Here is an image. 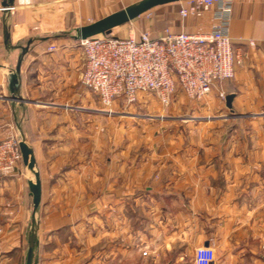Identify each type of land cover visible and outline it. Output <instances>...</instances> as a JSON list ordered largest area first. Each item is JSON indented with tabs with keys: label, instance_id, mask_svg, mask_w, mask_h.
Returning <instances> with one entry per match:
<instances>
[{
	"label": "crops",
	"instance_id": "crops-1",
	"mask_svg": "<svg viewBox=\"0 0 264 264\" xmlns=\"http://www.w3.org/2000/svg\"><path fill=\"white\" fill-rule=\"evenodd\" d=\"M123 1L119 10L141 0ZM3 3L0 141L20 137V125L34 149L42 181L37 255L42 247L43 264H141L144 247L157 263L186 264V256L206 247L215 251L213 264H264V0H234L236 75L223 86L236 94L234 111L228 114L226 101L210 95L209 104L195 109L199 115L220 109L209 121L133 112L151 101L158 106L151 94H140L133 106L116 100L112 115L101 110L98 96L81 83L85 57L73 36L89 19L117 12L110 11V0H15L8 13ZM215 13L174 17L172 30L209 32ZM141 17L114 35L159 37V26L138 22ZM4 18L11 46L36 40L21 67L23 101L14 100L9 87L21 50L5 44ZM179 96L173 106L186 102ZM251 106L255 112H243ZM118 116L129 120L120 128ZM242 119L255 122V144L227 128ZM170 122L179 128H169ZM31 177L24 164L0 177V264H12L22 240L28 242Z\"/></svg>",
	"mask_w": 264,
	"mask_h": 264
},
{
	"label": "built area",
	"instance_id": "built-area-1",
	"mask_svg": "<svg viewBox=\"0 0 264 264\" xmlns=\"http://www.w3.org/2000/svg\"><path fill=\"white\" fill-rule=\"evenodd\" d=\"M233 5L234 0L182 2L179 17L183 21L201 18L216 8V22L206 33H175L166 28L156 38L144 32L139 37L111 34L79 41L85 57L83 87L98 96L109 115L116 100L133 106L140 94L155 96L164 109L179 95L202 101L216 94L225 102L229 94L223 86L235 78L238 59L230 33ZM19 142L18 136L0 141V175L12 174L23 162ZM142 253L150 256V248ZM215 256L212 248H199L194 264H213Z\"/></svg>",
	"mask_w": 264,
	"mask_h": 264
},
{
	"label": "water",
	"instance_id": "water-1",
	"mask_svg": "<svg viewBox=\"0 0 264 264\" xmlns=\"http://www.w3.org/2000/svg\"><path fill=\"white\" fill-rule=\"evenodd\" d=\"M188 0H141L137 3L129 5L122 10H119L115 13H112L92 24L81 26L77 28L76 34L73 36V39L77 42L81 40H86L92 37L101 36V35H111L113 31L126 25L135 19L141 17L145 13L151 11L160 6L183 2ZM15 0H4L3 3V11L4 13H8L14 7ZM4 24V38L5 44L12 48H17L21 50V54L18 58L17 66L13 70L10 77V91L12 98L17 101H23V97L21 96V67L24 60V57L30 50V46L36 41L35 39H31L28 43L23 45L11 46L10 45V32L9 27L6 22V18L3 20ZM235 99V94H229L226 98V107L229 110H233V101ZM20 132V149L22 153L23 164L27 167V169L32 173V177L30 178L28 185L29 190L33 199V211L31 216V224L28 236V252L26 258V264H39V259L37 257V249L39 246V238H38V229H39V220H38V211L42 203V181L41 175L37 168L36 157L34 153V149L27 139L22 127L18 126Z\"/></svg>",
	"mask_w": 264,
	"mask_h": 264
},
{
	"label": "rangeland",
	"instance_id": "rangeland-1",
	"mask_svg": "<svg viewBox=\"0 0 264 264\" xmlns=\"http://www.w3.org/2000/svg\"><path fill=\"white\" fill-rule=\"evenodd\" d=\"M109 4H110V6H112L110 11H118L119 9H121L125 5L123 0H110ZM179 4L181 5V3H174L172 5H167L165 7L163 6V7H157L155 9H152L151 11H149V12L145 13L144 15H142V17L140 19H138V22L143 23L145 21H154V24L157 25V27L159 26V31L161 30L160 34H158V36H159V35H161L163 33V31L166 28H171L172 29V25H171L172 23H170V22L172 21V19L174 17H176L177 19L180 18L179 17V6H180ZM94 22H96V21L93 20V19H89L87 25L92 24ZM112 34L114 35V33H112ZM116 37H118V36H116ZM232 89L233 88H231V89L229 88L230 91L234 90L235 93L238 91L237 89L236 90L235 89L232 90ZM233 94H234V92H233ZM249 95H250V93H249ZM153 97H154V99H156L155 96H153ZM179 97H183L184 100H186V102H182L181 104H178V105H175V106H173V104H172L168 109H164L162 106L159 105L158 102H157L158 106L150 105L151 102H152L151 101L149 103V105H147V107L138 108V109H136L133 112H135L136 114H141L142 113L143 117H146L148 115H156V114H158L159 116H161V118H168L169 119V118H177L178 117V118L182 119L183 121H187L193 116H195V117L202 116V117L205 118L204 120L209 121L211 117H215L216 115L218 116V115H220L222 113L221 110L218 109L216 114H213L212 112H210L209 114L199 115V114H201V111H196L195 109L197 107L199 108V106L202 107V105L205 106V105L209 104L210 103V98H208V97L206 99L202 100V101H193V100H190L189 98H187L184 95L179 96ZM211 97L215 98V95L212 94ZM215 99H218L217 95H216ZM221 102H223V101L221 100ZM247 106H249V105L248 104L244 105L245 108H247ZM102 109L104 110L103 106L101 105V110ZM113 110H114V108H113ZM125 111H127V110L118 109V112H125ZM233 111H234V108H233V110L226 111V112L228 114H231V112H233ZM113 112H115V110ZM243 112L251 114L252 112H255V106L254 107L251 106V109H247V110L245 109V111L243 110ZM120 114H122V113H120ZM249 119H242L241 121H238L237 123H235L233 121H229L227 123L228 124L227 128L228 129H232L233 131H234V129L238 128L240 131L243 132L242 139H243V141H246L245 143L255 144V136H252V137L250 136V134L252 132H255V122L251 121L252 119L251 120H249ZM127 121H129V120L125 121L124 118H122V116H118V117L115 118V122H116L117 128H120L121 126H123L124 122H127ZM159 122L163 123L160 120H159ZM169 126H171L169 128H173V129L179 128V127H177V126H179L178 123H175V122L174 123L170 122ZM22 164H23V162L19 164V166L17 167V170L15 172H13L12 174L0 175V177L1 176L14 175L15 173H17L19 171V168H21ZM0 220H1V218H0ZM3 226L4 225L0 222V229H1L0 236L3 234V229H4ZM22 242H23V247L17 253L14 252V254H13L15 257L12 258V260H13L12 264H26V258H27V252H28V242L26 241V239L22 240ZM146 248L147 247H144V249L142 251L140 250L141 256L143 258H145V262H142L141 264H166V260H167L166 258H164V261H161V262L157 263L156 260L154 259L155 252H153V250H151V249H150V251H151L150 256H147V257L143 256L142 252L145 251ZM38 253H39L40 257H41V258H38V259H41V264H43V258H44L43 256L44 255H43L42 247H41V249L39 250ZM37 257H38V255H37ZM185 260H186V264L194 263V257L192 255L186 256Z\"/></svg>",
	"mask_w": 264,
	"mask_h": 264
},
{
	"label": "trees",
	"instance_id": "trees-1",
	"mask_svg": "<svg viewBox=\"0 0 264 264\" xmlns=\"http://www.w3.org/2000/svg\"><path fill=\"white\" fill-rule=\"evenodd\" d=\"M229 82V81H228ZM226 83V82H225Z\"/></svg>",
	"mask_w": 264,
	"mask_h": 264
}]
</instances>
